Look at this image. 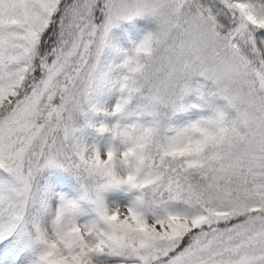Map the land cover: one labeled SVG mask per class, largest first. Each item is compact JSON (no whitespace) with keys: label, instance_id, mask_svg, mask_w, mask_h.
I'll use <instances>...</instances> for the list:
<instances>
[{"label":"snow or ice","instance_id":"1","mask_svg":"<svg viewBox=\"0 0 264 264\" xmlns=\"http://www.w3.org/2000/svg\"><path fill=\"white\" fill-rule=\"evenodd\" d=\"M0 264H264V0H0Z\"/></svg>","mask_w":264,"mask_h":264},{"label":"trees","instance_id":"2","mask_svg":"<svg viewBox=\"0 0 264 264\" xmlns=\"http://www.w3.org/2000/svg\"><path fill=\"white\" fill-rule=\"evenodd\" d=\"M137 36L138 35L136 31L132 28L131 25H123L121 28L114 29L112 33V38L114 42L119 44L121 47H123L124 43H130L132 40V37L137 38ZM220 103L223 104L224 102L221 101ZM198 115L199 113H197V116Z\"/></svg>","mask_w":264,"mask_h":264},{"label":"rangeland","instance_id":"3","mask_svg":"<svg viewBox=\"0 0 264 264\" xmlns=\"http://www.w3.org/2000/svg\"><path fill=\"white\" fill-rule=\"evenodd\" d=\"M125 25H129V24H125ZM136 39H138V36H137V38L132 37L131 42H130V43H124L122 48H124V49H126V50H129V49L131 48V46H132V41H134V40H136ZM192 103H197V99H196L195 96H189V97L185 100V104H186V105H190V104H192ZM196 117H197V113H196L195 111H193V113H192V118L195 119ZM181 119H182V120H183V119H187V117H183V116H182Z\"/></svg>","mask_w":264,"mask_h":264}]
</instances>
